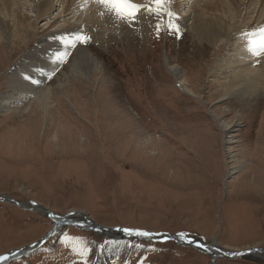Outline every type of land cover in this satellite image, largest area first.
I'll list each match as a JSON object with an SVG mask.
<instances>
[{"label": "rangeland", "instance_id": "rangeland-1", "mask_svg": "<svg viewBox=\"0 0 264 264\" xmlns=\"http://www.w3.org/2000/svg\"><path fill=\"white\" fill-rule=\"evenodd\" d=\"M190 1L181 0L179 8L171 2L170 8L180 17ZM24 3L31 5L28 0ZM58 7L57 3L53 12L37 22L22 52L16 53L6 43L0 46V99L10 95L0 111V193L17 201L40 203L57 214L86 212L105 226L179 232L205 243L216 239L226 249L264 246V93L254 92L256 97L248 92L222 100L212 87L216 84L215 74H211L215 63L234 52L232 43L248 20L240 23L248 0L239 1L236 12H243L229 40L203 60L190 53L193 32L179 19V33L168 32L166 15L145 13L144 32L139 22L130 26L120 21V36L106 34L105 43L97 41L89 29L79 31L91 38L82 45L106 65L109 83L105 78L101 81L100 74L93 76L92 84L86 79L75 83L68 79L66 91H58L57 82L70 71L75 47L68 53L67 63L53 74L48 72L50 65H40L34 55L26 54L47 38L38 32L43 23L57 21ZM252 17L256 19L254 14ZM31 19L34 21L33 15ZM157 22L165 26L159 35ZM240 50L248 53L245 48ZM207 58L212 59L210 64H205ZM167 60L183 68L194 95L177 84ZM15 66L33 86L42 82L25 73L42 72L46 83L55 88L48 111L27 107L33 95L14 98L10 76L15 74ZM247 95L256 97L258 106L252 98L246 105L237 103ZM116 104L129 110L145 133L162 143L146 139L143 133L138 139L133 128L125 134L118 129L113 119ZM53 226L50 218L37 211L0 201V254L37 241ZM85 228L63 226L34 252L7 264L211 261L192 247L141 237L129 238L126 246L107 253L105 235ZM216 264H264V258L220 257Z\"/></svg>", "mask_w": 264, "mask_h": 264}, {"label": "bare ground", "instance_id": "bare-ground-1", "mask_svg": "<svg viewBox=\"0 0 264 264\" xmlns=\"http://www.w3.org/2000/svg\"><path fill=\"white\" fill-rule=\"evenodd\" d=\"M28 1L31 2V5L29 4L30 6L25 4L24 0H0V46H4L3 44L6 43V45L14 49L15 52H22L27 45L32 31L36 28L37 22L44 20L49 13L53 12L55 5L58 3V8L60 9L59 14H56L58 22L55 21L54 24H49L48 22L43 23L42 29L38 33L43 39L44 37L47 38L41 41L39 45L28 50L26 54L34 55L35 62H39L38 64L40 65H50L48 72L53 74L56 70L61 68L62 63H67L66 57L71 48L75 47L77 49V52L70 63V71L68 70L69 72L66 73V75L59 77L57 82L59 87L57 88L59 89L58 91L63 89L65 91L67 90V88H65V83L68 82V79H72L73 82L86 79L92 84V82L96 80V78L93 79V76L95 77L97 74L101 75V81L105 78L108 79L109 83L110 75L107 72L106 65L100 62V60L88 50L87 47H84L76 37L80 34L79 31L89 29L96 35L97 41L105 43L106 34L120 36L122 32L120 20L115 19L105 6L98 3V0H57V3H54V0ZM239 1L245 2L246 0H191L190 3H188L189 6L186 5L187 9H184L185 12L179 17V20L186 29L193 32V47L190 51V53L192 52L193 58L198 60H203L206 56L209 58V56L213 54L212 51L219 50V47L221 46L220 43L229 40V34L235 30L234 28L238 27L237 24L240 20L238 17L243 12L242 9L239 12H236L239 8ZM172 2L176 8L183 5L181 0H172ZM136 3L148 4L146 3V0H136ZM247 8L248 10L243 12L245 17L240 23L244 24L247 18L248 20L244 24V29L242 30L241 35L237 37L235 42L233 41L234 44L232 43V50L234 52L229 57H225L219 63H215L211 69V74L213 76L214 74L215 76L223 74L222 77L214 76V84L216 85L212 86L215 87L218 97L222 98V100H228L230 98L234 99L236 95L242 96L248 92H252L251 95L254 94V92H258V94L264 93V53L260 56H256L249 50V44H258L261 40V36L264 35V33H262V30H264V0H248ZM26 10L30 11L31 14H27V12H25ZM145 13L146 12L142 10L137 20V22H139L137 25H139L140 28L142 27L143 32L147 29L145 23L147 13L146 15ZM252 14H254L256 19L252 17ZM32 15L34 16V21L31 19ZM67 15L70 17H67ZM235 19L236 21L234 22L233 20ZM56 24L60 25L53 28V30L49 29L52 26H56ZM132 26H135V23L132 24ZM240 47L243 49L245 48L248 53H242L243 51L240 50ZM42 55L45 56L42 57ZM17 57L18 55L14 59L16 60ZM208 58V61L206 60L205 64L211 63L212 59L210 61ZM14 59L12 58L11 61L13 62ZM30 59L31 58H28L27 61L30 62ZM34 65L35 63L33 66ZM167 67L175 77L177 84L183 86L184 89L194 95V90H192L185 82L186 79L183 68L177 63L173 64L168 60ZM16 69L14 72L15 74L10 76L11 87L15 95L14 98L21 100L26 96L33 95L31 98L32 100L27 107L31 108V106H35L41 112H44V109H47L48 111L50 105L54 102L55 88L52 89L53 87L46 83L48 79H45L42 72L25 73V76L29 75L35 77L38 81L42 82V84L33 86L32 83L30 84L26 79H22L21 74L23 71L18 67H16ZM62 77L67 78L63 79ZM257 95L256 97H258ZM101 96H103V94ZM9 97L10 95H6L5 97L3 96L2 100L0 99V111L5 108V101ZM256 97L248 96L246 98L247 100H240L237 103L243 106L244 104H247L249 100L248 98H252L254 106H258L257 100H255ZM117 105L118 104H116L117 115H115L113 119L116 120V127L118 129H121L124 134L134 130V135L137 136L138 139H141L139 134L143 133L146 139L162 143L161 139L147 135L144 129L140 126L141 124L139 123V120L132 114L131 115L137 121L130 116L129 113L131 112L129 110L125 111L122 106ZM25 106H23V108ZM15 107L17 106H12V108ZM252 108L254 107L252 106ZM37 212L46 216L44 213L45 211L42 209ZM52 221L55 222L54 220ZM82 228L86 229L85 227ZM93 231L101 232L105 235L106 244L104 245V249L106 250H115L117 248L116 246L126 244L129 238L141 237L134 234L129 235L123 231L113 232L103 229H93ZM181 245L185 244L182 243ZM259 255H262L264 258V253L261 254V252H259L258 254H253V256Z\"/></svg>", "mask_w": 264, "mask_h": 264}, {"label": "water", "instance_id": "water-1", "mask_svg": "<svg viewBox=\"0 0 264 264\" xmlns=\"http://www.w3.org/2000/svg\"><path fill=\"white\" fill-rule=\"evenodd\" d=\"M0 201L12 204L14 206H17L25 210L40 211L42 209L43 211H45L44 213L47 217L55 221L52 229L43 237L39 238L37 241L30 243L26 246L1 253L0 264H6L15 260L16 258L25 257L29 253L35 251L42 244H44L45 241L57 230V228L66 225H72L81 228L87 226L89 228L96 230L103 229L113 232L124 231V229L143 230L137 228H125L122 226H105L97 223L86 212H81V211H70L68 213L61 214L58 216L56 213H53L51 210H49L47 207H45L40 203H36V202L25 203L22 201H17L7 194L0 193ZM143 231H147V230H143ZM147 232L151 233L152 236L144 237L145 239L152 241H159V242L172 240L179 244L184 243L186 246H190L210 256L211 257L210 264H216V260L220 257L226 259H236L241 257H251L253 256V254H258L259 252H261V254L264 253V246H250L244 249H226L221 247L219 243L216 241V239H213L210 243H204V242H197L194 239L186 237L185 235H183L185 238H182L181 233L153 232V231H147ZM133 234L135 235V232H133Z\"/></svg>", "mask_w": 264, "mask_h": 264}, {"label": "snow or ice", "instance_id": "snow-or-ice-1", "mask_svg": "<svg viewBox=\"0 0 264 264\" xmlns=\"http://www.w3.org/2000/svg\"><path fill=\"white\" fill-rule=\"evenodd\" d=\"M171 2L172 0H150L148 4H139L136 3V0H98V3L105 6L108 12L113 15L115 19L124 21L130 26L137 22L142 10L157 17H163L166 15L169 18V23L166 26V30L168 32H174L178 34L179 25L176 23V21H178L179 17L171 10ZM155 27L157 35H159L161 29L165 26L157 22ZM262 33H264V30H262ZM76 39L80 43L86 44L91 38L81 33L76 37ZM249 50L253 53V55L256 56H260L262 53H264V35L261 36V40L258 44L250 43ZM124 231L129 235H132L133 232H135V235L137 236H152L151 233L143 230L124 229ZM182 238H185L183 234Z\"/></svg>", "mask_w": 264, "mask_h": 264}]
</instances>
